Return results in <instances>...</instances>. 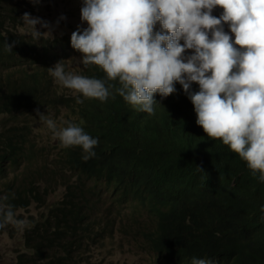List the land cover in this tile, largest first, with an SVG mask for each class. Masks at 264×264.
Masks as SVG:
<instances>
[{"label":"trees","instance_id":"obj_1","mask_svg":"<svg viewBox=\"0 0 264 264\" xmlns=\"http://www.w3.org/2000/svg\"><path fill=\"white\" fill-rule=\"evenodd\" d=\"M28 1L0 0V66L12 62L0 70V167L14 168L15 183L21 190L10 189L5 193L8 200L0 201L13 205L16 212L28 208L32 198L45 204L49 195L42 194H52L60 182L58 187L65 185L66 192L26 230L28 251L19 253L16 264H76L60 260L71 258L81 246L83 227L77 222L78 213L85 208L82 199L91 197L98 204L102 191L109 193L124 186H133L141 199L145 195L137 189H152V204H164L165 213L154 217L155 228L144 232L154 264H192L171 259L203 239L230 249V261L212 264H264V231H259L264 228V182L259 173L253 176L230 146L209 138L198 126L194 105L183 87L174 83L175 92L166 98L157 92L153 114L124 101L115 91L120 85L107 81L102 69L99 73L85 71L84 76L106 80V86L115 85L105 101L60 89L48 69L59 63L61 52L70 55L67 39L41 46L40 40L20 33L26 13L21 3ZM159 25L157 22L154 34L162 31ZM5 43L15 44L13 52L5 51ZM180 43L184 45L183 40ZM192 54L193 50H188L184 56ZM191 87L193 92L200 90L198 84ZM37 109L41 113L48 110L54 121L65 118L66 125L73 123L98 139L95 157L85 161L81 147L64 149L56 162L44 164L38 172L26 169L19 174L17 168L23 159L34 161L37 157L35 146L40 143L34 127L22 118L26 113L37 122ZM20 138L27 142H18ZM250 237V250L236 256L238 245L247 244ZM52 253L61 256L54 258Z\"/></svg>","mask_w":264,"mask_h":264},{"label":"clouds","instance_id":"obj_2","mask_svg":"<svg viewBox=\"0 0 264 264\" xmlns=\"http://www.w3.org/2000/svg\"><path fill=\"white\" fill-rule=\"evenodd\" d=\"M31 2L34 0L24 5L26 13L19 32L40 40L41 46L56 39H67L70 55L61 52L59 63L48 69L60 88L72 95L82 93L85 98L105 101L111 94L110 89L115 87L110 83L106 86V83L114 81L120 85L115 91L124 101L153 114L154 95L157 92L165 98L172 95L174 83L178 82L194 105L198 126L209 138L222 140L224 145L230 146L231 151L245 161L253 176L259 173V180L264 182V0H84L81 20L89 27L78 26L72 33L55 36H51L50 31H37V25L46 29L50 26L28 13ZM157 22L162 31L154 34ZM25 26L31 27L32 33L20 31ZM14 46L5 43V51L13 52ZM188 50H193L194 54L185 57ZM71 54L83 55L81 70L75 72L76 75L67 65ZM11 64H2L0 70ZM99 69L105 72L107 81L84 76L85 71L102 72ZM193 83L199 85L198 92L192 91ZM77 103L83 101L77 99ZM36 114L57 137L60 152L53 158L45 154V145H36L37 157L34 161L23 159L17 168L19 174L26 169L38 172L44 164L50 165L61 158L64 149L81 147L85 161L95 157L93 149L99 143L98 139L73 123L66 125L65 118L54 121L51 115H45L39 109ZM22 118L34 127L32 116L25 113ZM31 138L34 143V134ZM20 141L27 142L21 138ZM0 169L4 170L0 175V199L7 201V191L21 190L17 189L19 183H15V170H11L14 168ZM36 179L45 188L41 176ZM77 180L78 176L75 183ZM59 184L53 193L58 189L66 192V186L58 187ZM132 187L124 186L109 193L102 191L98 204L91 197L82 199L85 208L78 213L77 222L83 227L79 234L81 246L71 258L60 261H91L93 246L113 238L117 232L145 249L150 261H156L144 232L155 228L154 217L165 213L164 204H152L154 190L136 188L145 195L141 199ZM52 194H42L43 197L49 195L45 204H38L32 198L28 208L16 212L13 205L0 201V229L11 224L22 228L27 222L16 218L21 210L36 206L40 215L47 212ZM76 206L80 208L78 203ZM261 221L264 223V204ZM260 230L264 231V228ZM252 241L250 237L247 244H239L236 256L249 251ZM24 242L25 250L19 253L28 251L26 235ZM50 256L61 255L52 253ZM231 258L229 247L203 239L190 250L173 256L171 261L212 264V261H230Z\"/></svg>","mask_w":264,"mask_h":264},{"label":"rangeland","instance_id":"obj_3","mask_svg":"<svg viewBox=\"0 0 264 264\" xmlns=\"http://www.w3.org/2000/svg\"><path fill=\"white\" fill-rule=\"evenodd\" d=\"M24 5V3H21V6ZM83 6L84 0H34L27 11L33 18H40L50 26L46 29L37 25V31H50L51 36H55L72 33L77 30L78 26L80 28L89 27L86 22L81 20V8ZM20 31L32 33L29 26L22 27ZM82 59L83 55L81 54H74L73 57L71 54L67 63L71 73L81 70L82 63L80 61ZM42 113L49 115L46 110ZM34 132L40 145L46 146L45 154L52 155L54 158L60 152L57 137L40 120L34 123ZM64 192V190L58 189L52 194L50 197L51 206L57 204L63 198ZM44 210L46 209L44 208ZM40 213L39 207L36 206L28 210H21L16 218L27 222L22 228H17L11 224L5 229H0V264L17 263L18 253L25 250L24 237L26 230L31 227L34 219L40 216ZM90 258L91 262L77 261L76 264H154V261H150V255L145 249L140 245H135L128 238H123L119 232L113 238L101 240L94 245Z\"/></svg>","mask_w":264,"mask_h":264},{"label":"bare ground","instance_id":"obj_4","mask_svg":"<svg viewBox=\"0 0 264 264\" xmlns=\"http://www.w3.org/2000/svg\"><path fill=\"white\" fill-rule=\"evenodd\" d=\"M186 52H188V51H186ZM72 57H73V55H72ZM72 59H73V58H72ZM72 59H71V60H72ZM74 60H75V59H74ZM60 89H61V88H60ZM61 91H62V90H61ZM36 137H37V136H36ZM90 262H91V261H90ZM142 262H143V261H142ZM89 264H90V263H89ZM94 264H95V263H94ZM96 264H97V263H96Z\"/></svg>","mask_w":264,"mask_h":264}]
</instances>
